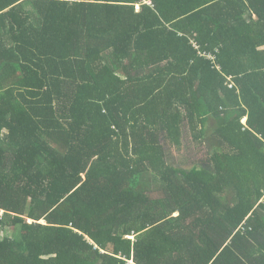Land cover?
Returning <instances> with one entry per match:
<instances>
[{
    "label": "trees",
    "instance_id": "1",
    "mask_svg": "<svg viewBox=\"0 0 264 264\" xmlns=\"http://www.w3.org/2000/svg\"><path fill=\"white\" fill-rule=\"evenodd\" d=\"M0 264H264V0H0Z\"/></svg>",
    "mask_w": 264,
    "mask_h": 264
},
{
    "label": "rangeland",
    "instance_id": "2",
    "mask_svg": "<svg viewBox=\"0 0 264 264\" xmlns=\"http://www.w3.org/2000/svg\"><path fill=\"white\" fill-rule=\"evenodd\" d=\"M219 127V124L215 123V122H211L207 128V134H211L215 129H217ZM184 141H185V147L187 148L188 152H185L184 157H180V155H176L175 154V149L171 148V147H166V150L169 153L170 156V160L173 162L179 161L181 162L182 160L186 161L188 157H190L191 159H196L199 160L201 157L204 156V148L202 149H198L195 146H193L192 144V140H191V136H189L188 131H186V135L184 136ZM199 158V159H197ZM190 159V160H191ZM133 188L140 192L142 190H147L149 191L151 189L150 187V182L148 179H138L133 183ZM15 235V231L10 233V236H14Z\"/></svg>",
    "mask_w": 264,
    "mask_h": 264
},
{
    "label": "crops",
    "instance_id": "3",
    "mask_svg": "<svg viewBox=\"0 0 264 264\" xmlns=\"http://www.w3.org/2000/svg\"><path fill=\"white\" fill-rule=\"evenodd\" d=\"M137 9H139V6L137 7ZM185 152H188L187 148H184V151H182L178 148H175V154L180 155V157H182V158L184 157ZM167 153H168V151H167ZM176 162H179V161H176Z\"/></svg>",
    "mask_w": 264,
    "mask_h": 264
}]
</instances>
